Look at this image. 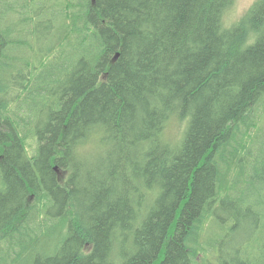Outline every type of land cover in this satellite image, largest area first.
<instances>
[{"label": "trees", "instance_id": "trees-1", "mask_svg": "<svg viewBox=\"0 0 264 264\" xmlns=\"http://www.w3.org/2000/svg\"><path fill=\"white\" fill-rule=\"evenodd\" d=\"M53 1L0 0V264H264V0Z\"/></svg>", "mask_w": 264, "mask_h": 264}, {"label": "rangeland", "instance_id": "rangeland-1", "mask_svg": "<svg viewBox=\"0 0 264 264\" xmlns=\"http://www.w3.org/2000/svg\"><path fill=\"white\" fill-rule=\"evenodd\" d=\"M43 1V0H35V2L31 3L28 10L31 12L34 8H36L38 6V4ZM255 0H234L233 4L231 5V7L228 9L227 13L225 14V25L227 24H231L234 23L235 21H237L243 14L244 12L247 10V8L254 2ZM54 1L53 0H46L45 3L47 4H52ZM46 18L45 22H40V27H41V32L39 36H36L33 38V41L36 43L39 39H42V45L46 47L52 40L55 41L56 37H57V33L54 29H52L50 26L52 24H55L56 26H59L60 24H62V18H58V20L54 21V22H48L47 21V16H44ZM49 26L50 29H46L43 26ZM57 60V61H56ZM60 61H62V59H60ZM58 59H54L51 58L50 59V63H56V62H60ZM43 73H47L49 72L48 70H42ZM180 131H181V125H175L172 128V134L174 136L175 139H177L180 135ZM220 215L222 216H229L227 215V213H221ZM230 224V223H228ZM43 235V234H42ZM47 237V236H46ZM222 237V233L220 232V227L217 225V223L215 222L214 219H209L208 222V226L206 227V232H205V243L207 244L206 246H208L209 244H213L214 240H219ZM43 238L42 240L44 242H40V247L41 249H46L49 244L50 241H52V238ZM210 240L212 241V243L210 242ZM228 241H231V238H228ZM205 246V247H206ZM226 251L230 254V249H226ZM28 262L23 261L22 264H26Z\"/></svg>", "mask_w": 264, "mask_h": 264}, {"label": "bare ground", "instance_id": "bare-ground-1", "mask_svg": "<svg viewBox=\"0 0 264 264\" xmlns=\"http://www.w3.org/2000/svg\"><path fill=\"white\" fill-rule=\"evenodd\" d=\"M226 13H227V12H226ZM226 13H225V14H226ZM224 21H225V16H224Z\"/></svg>", "mask_w": 264, "mask_h": 264}]
</instances>
